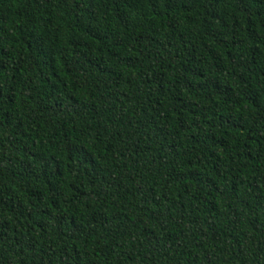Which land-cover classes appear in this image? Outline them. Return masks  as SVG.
<instances>
[{
  "label": "trees",
  "instance_id": "obj_1",
  "mask_svg": "<svg viewBox=\"0 0 264 264\" xmlns=\"http://www.w3.org/2000/svg\"><path fill=\"white\" fill-rule=\"evenodd\" d=\"M0 264H264V0H0Z\"/></svg>",
  "mask_w": 264,
  "mask_h": 264
}]
</instances>
